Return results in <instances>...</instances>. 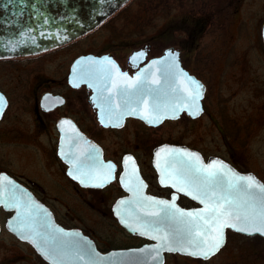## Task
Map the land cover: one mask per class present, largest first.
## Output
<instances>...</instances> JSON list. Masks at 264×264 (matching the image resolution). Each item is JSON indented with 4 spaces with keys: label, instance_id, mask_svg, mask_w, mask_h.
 Masks as SVG:
<instances>
[{
    "label": "flooded vegetation",
    "instance_id": "af4514ba",
    "mask_svg": "<svg viewBox=\"0 0 264 264\" xmlns=\"http://www.w3.org/2000/svg\"><path fill=\"white\" fill-rule=\"evenodd\" d=\"M132 1L0 0V160L9 161L0 173L26 187L38 205L42 220L35 229L53 235L51 218L62 230L85 235L101 253L159 243L146 221L155 203L165 207L159 201L200 205L186 190L168 184L173 167L183 170L195 159L181 155L185 149L169 147L184 145L206 163L216 156L239 172H252L238 165L235 141L241 125L230 120L224 102L214 104L217 131L234 144L224 140V147L210 144L201 150L185 140L194 132L192 123L206 113L208 85L186 68L179 48L169 46L179 50L181 68L204 85L197 114L182 110L153 124L125 114V104L114 100L121 87L113 84L143 71L166 49L154 52L140 25L135 40L121 28H109L133 8ZM182 118L185 127L177 124ZM12 213L0 207L5 216L0 231ZM135 220L140 232L127 228ZM11 235L49 264L34 245ZM168 256L192 259L168 251L164 264Z\"/></svg>",
    "mask_w": 264,
    "mask_h": 264
},
{
    "label": "rangeland",
    "instance_id": "374dc122",
    "mask_svg": "<svg viewBox=\"0 0 264 264\" xmlns=\"http://www.w3.org/2000/svg\"><path fill=\"white\" fill-rule=\"evenodd\" d=\"M129 7L133 8L109 28H121L119 31L127 34L128 39L135 40L140 25L145 42L154 47V52H162L169 46L179 48L186 68L208 85L204 99L206 113L192 123L194 132L185 140L201 150L209 148L210 144L223 146L224 140L234 144L217 131L221 126L213 114L214 104L224 102L230 120L241 125L240 136L235 141L238 165L258 175L264 183V47L261 37L264 0H133ZM177 124L185 127L186 122L182 118ZM7 163L9 161L0 160L2 167ZM4 217L0 216L2 220ZM2 229L0 264H42L33 248L17 242L4 227ZM226 239L224 246L208 261L168 256L166 262L264 264L261 236H244L228 230Z\"/></svg>",
    "mask_w": 264,
    "mask_h": 264
},
{
    "label": "water",
    "instance_id": "95a60500",
    "mask_svg": "<svg viewBox=\"0 0 264 264\" xmlns=\"http://www.w3.org/2000/svg\"><path fill=\"white\" fill-rule=\"evenodd\" d=\"M261 37L264 47V22L261 24ZM46 45V44H44ZM44 45H40L36 48H42ZM40 50V49H38ZM179 50H172L170 47L165 49L162 53V57H158L154 61L149 62L143 71H139L132 78L124 77L122 82H118L121 89L118 92H114L116 97L115 101H121L125 105L123 110L125 114H132V116L141 117L148 123H158L162 119L176 118L181 111L192 112L197 114L201 106V98L203 96V84L201 81L195 78V76L189 74L186 70L181 68L179 63ZM139 78V86H135V89L131 86ZM137 85V84H136ZM199 86V87H198ZM127 91V103L125 102L124 91ZM158 106V107H157ZM151 121V122H150ZM183 150L192 154L194 162L190 166L194 167H207L215 162L224 165L227 176H221L218 179L220 184L213 185V188L218 193L229 195L226 191L229 182L235 183L236 177L251 176L258 184L264 185L259 179L258 175L252 172H239L234 169L233 166L216 156L209 158L206 163L203 161V157L200 156L195 150L183 146H171L169 149ZM168 176V175H167ZM169 177V176H168ZM10 175L6 173H0V207L6 211L13 210L14 213L9 216L5 221V229L11 234L21 239L22 241H28L37 248L38 254L46 259L49 264H164L163 253L174 252L191 258L208 261L224 246L226 242V232L228 229L232 232L240 233L245 236H261L264 239V233L257 231H237L239 227H244L243 221H235L232 223L236 225L233 227H224L223 229V245L214 254H210L207 258L200 255H191L184 251H170L169 248H184L188 249V252L198 251V247L195 246L199 240L204 237H197L195 233L203 232L205 236L209 234V229L203 225L197 218L183 217L179 218L183 221H193V223H178L176 220L162 219L165 212L178 213L179 212H193L203 214L205 219H210L209 214L205 212V208L208 204L207 199L193 191L192 188L184 182L182 172L173 173L172 177H169L168 184L173 187L179 188L189 194L192 198L195 196L200 205L191 208H182L180 206L172 205L171 208H166L162 205L155 203L153 210L147 212L152 217L146 220L151 224V232H153L154 238L159 242L154 246H143L140 248H132L125 250H111L106 253L99 252L94 245H92L88 239L81 233L76 234L74 232H68L62 230L59 226H55L50 218L49 223L51 227H54L53 235L44 234V231L37 230L34 225L37 221H41L36 208L37 204L31 199V195L21 183L16 182ZM243 181H240L238 187L242 188ZM253 192L255 190H252ZM231 197L243 203L245 196L242 191L231 192ZM201 200H205V203H201ZM216 202H219L217 199ZM246 207V205H245ZM46 216L49 212L42 206L41 208ZM134 213L136 210L133 211ZM152 213H159L160 215H152ZM38 216V217H37ZM50 217V216H49ZM145 221V220H143ZM145 221V222H146ZM139 221H132L131 225L127 227L129 230L138 231L142 229L139 225ZM1 230V229H0ZM50 233V232H49ZM167 235L168 240L161 239L162 236ZM54 240V243L50 239ZM188 241H193L189 244Z\"/></svg>",
    "mask_w": 264,
    "mask_h": 264
},
{
    "label": "snow or ice",
    "instance_id": "6c2138e0",
    "mask_svg": "<svg viewBox=\"0 0 264 264\" xmlns=\"http://www.w3.org/2000/svg\"><path fill=\"white\" fill-rule=\"evenodd\" d=\"M107 62L111 63V61ZM139 82V78H137V81L131 86L135 87ZM123 95L125 96V102L127 103L128 93L126 90ZM157 155L159 156L160 154L157 153ZM181 155L187 156L189 159L193 158V155L189 153H181ZM195 158L198 159V157ZM131 161V157H128L126 160V162ZM157 166L159 167V164ZM177 171L182 172L184 182L187 183L193 191L207 199L208 204L205 208V212L209 214L210 219H205L203 214L193 212H179L178 215L177 213L165 212L162 219L176 220L178 223H193L195 220L183 221L179 218L198 217L199 221L209 229V234L205 236L203 232L195 233L197 237H204L195 245L199 249L196 252L189 253L186 247L169 248L170 251H184L191 255H200L207 258L210 254H214L218 251L223 245L224 227H236V225L232 223L233 220L243 221L245 223V226L237 228V231H257L264 233V185L258 184L251 176L236 177L235 183H228L226 191L229 195H225L223 193H218L213 188V185L220 184L219 177L228 175L223 164L215 162L207 167L189 166L183 170H178L173 167L172 172L167 173V175L172 177L173 173ZM240 181H243L242 188L238 187ZM162 182L164 181L162 180ZM252 190L255 191L253 192ZM233 191L243 192L245 196L243 203H240L238 200L231 197V192ZM193 198L196 197L194 196ZM217 199L219 202H216ZM158 203L165 205L166 208L173 207L164 201H159ZM201 203H205V200H201ZM152 215L159 216L160 214L152 213ZM161 239L167 241L168 236L164 235ZM188 243L192 244L193 241H188Z\"/></svg>",
    "mask_w": 264,
    "mask_h": 264
},
{
    "label": "trees",
    "instance_id": "16d2710c",
    "mask_svg": "<svg viewBox=\"0 0 264 264\" xmlns=\"http://www.w3.org/2000/svg\"><path fill=\"white\" fill-rule=\"evenodd\" d=\"M200 259V258H199ZM199 259H193V260H196V261H198ZM226 264H229V263H226ZM231 264V263H230Z\"/></svg>",
    "mask_w": 264,
    "mask_h": 264
}]
</instances>
